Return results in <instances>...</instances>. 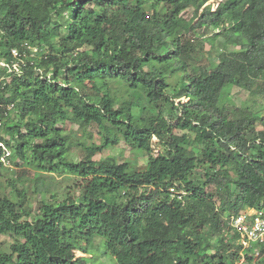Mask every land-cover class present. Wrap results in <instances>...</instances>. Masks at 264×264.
Masks as SVG:
<instances>
[{
	"label": "trees",
	"instance_id": "trees-1",
	"mask_svg": "<svg viewBox=\"0 0 264 264\" xmlns=\"http://www.w3.org/2000/svg\"><path fill=\"white\" fill-rule=\"evenodd\" d=\"M209 1L0 0V264H89L76 251L99 245L117 264L253 259L230 221L264 208V101L219 103L233 86L264 98V0ZM219 36L217 65L202 64ZM121 141L145 169L94 158Z\"/></svg>",
	"mask_w": 264,
	"mask_h": 264
},
{
	"label": "rangeland",
	"instance_id": "rangeland-1",
	"mask_svg": "<svg viewBox=\"0 0 264 264\" xmlns=\"http://www.w3.org/2000/svg\"><path fill=\"white\" fill-rule=\"evenodd\" d=\"M219 0H210V3H217ZM192 16V9L189 8L187 9V11L185 12V17L187 18H191ZM195 24L198 25V21H195ZM201 35L204 34V32L200 33ZM213 38L212 36H208V38ZM225 42V39L222 36H219L216 38V40L213 41V45L211 43H206L205 44V50L202 53V57H201V62L202 64H208L210 63L211 66H216L218 63V50H221L223 44ZM5 62V61H3ZM172 84H175L176 82V77H173L172 79ZM88 85H91V81L87 82ZM112 86H116L115 84H113ZM172 86L170 87V90H172ZM169 90V89H168ZM123 94L124 96V90L123 92H119L118 95L121 97ZM126 95V93H125ZM175 100L176 103H178L180 101V99L175 96ZM182 100L186 101L185 98H182ZM254 98L252 95L249 94V92L241 87L238 86H233V87H229L227 89L224 90L223 92V96L220 100V105L224 106V105H244V104H248V103H255L253 104V106L255 108L260 107L261 102L264 101V98ZM259 102V103H258ZM258 103V104H257ZM117 105V102L116 104ZM28 126L24 127V131L27 129ZM58 128H65L67 130V132L70 134L71 138L74 141L77 142H82V144H86V145H93V146H98L101 144V135L98 133V130L95 127H89V128H83L82 126H80L79 124L75 123V122H66V123H58L57 124ZM175 132L178 135L183 134V130L181 129H176ZM158 138L154 137L153 138V148H154V154H157L158 152L161 151V145L158 143ZM80 146H74L72 148V151L74 153V156L77 159L81 158L80 155ZM106 156H113L119 160H124V161H130L131 162V166H133V168L135 170H143L146 168V166L149 163V159L150 156L148 154H144L141 152H137L135 150H132L131 147L125 143V141H121L119 144H117L116 146L109 148V149H105L103 151H100L98 153L95 154L94 158L95 159H102L105 158ZM196 175L201 178V176L204 175V171L202 168L197 169L196 171ZM57 175V174H56ZM29 178H31V175L29 174ZM60 178H62L61 176H55L53 179H51L54 183L57 184L58 181H60ZM33 189V182H30ZM207 189L210 191H214V188L212 186H207ZM33 208H34V213L33 216H36L38 214V208L37 205L35 203H33ZM229 215V211H227L225 216ZM18 239L15 235L12 234H6L3 235L1 237V248L3 250H7L9 251L10 249V245L16 240ZM98 242H100V239H96L95 243L97 244ZM93 249V248H92ZM261 250H259V248H257L256 246H254L252 253L253 255V259L252 260H245V258L243 257L240 261V264H264V255L260 252ZM105 247L104 245L101 246H96L93 250L90 251V253L86 254L84 252H82L81 250H77L76 251V255L77 256H88L92 259V261L89 264H117L115 262V260L108 254H105ZM251 252V251H250Z\"/></svg>",
	"mask_w": 264,
	"mask_h": 264
},
{
	"label": "built area",
	"instance_id": "built-area-1",
	"mask_svg": "<svg viewBox=\"0 0 264 264\" xmlns=\"http://www.w3.org/2000/svg\"><path fill=\"white\" fill-rule=\"evenodd\" d=\"M18 55L17 50H12ZM4 66V62H0ZM12 107V106H10ZM230 224L239 232V241L243 244V250L264 243V208L247 207L241 210L237 216L231 218Z\"/></svg>",
	"mask_w": 264,
	"mask_h": 264
}]
</instances>
